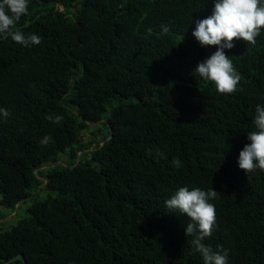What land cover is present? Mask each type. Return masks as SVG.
I'll return each mask as SVG.
<instances>
[{"label":"trees","instance_id":"obj_1","mask_svg":"<svg viewBox=\"0 0 264 264\" xmlns=\"http://www.w3.org/2000/svg\"><path fill=\"white\" fill-rule=\"evenodd\" d=\"M212 8L30 0L17 28L41 43L0 36V107L11 112L0 119V220L36 194L26 217L0 229V264H203L186 214L165 205L183 185L218 191L206 244L229 249L228 264H264V171L247 176L237 163L264 105V30L225 49L241 80L222 94L193 73L216 50L192 35ZM90 123L99 128L84 140Z\"/></svg>","mask_w":264,"mask_h":264},{"label":"clouds","instance_id":"obj_2","mask_svg":"<svg viewBox=\"0 0 264 264\" xmlns=\"http://www.w3.org/2000/svg\"><path fill=\"white\" fill-rule=\"evenodd\" d=\"M30 0H0V36H10L11 39L24 47L39 45L43 39L36 33H25L17 28L22 16L29 12ZM192 35L202 46L214 45L216 50L205 59L198 62L193 69L195 76L215 84L216 90L222 94H231L239 90L241 75L234 67L230 55L225 49H231L234 38L255 44L256 38L264 30V0H213V8L206 18L195 20ZM162 34L170 29L167 24H161ZM11 115L8 108L0 107V119ZM46 119L60 124L64 119L61 114H46ZM253 130L247 131L249 141L240 150L237 157L239 168L248 176L257 169L264 171V105L257 104L253 117ZM51 136H44L40 143L48 145ZM158 156H164L158 152ZM176 168L182 167L179 157L172 159ZM218 191L213 187L202 188L188 185L179 186L165 205L168 213L179 212L188 218L184 225L186 237H192L189 242L193 253H198L203 264H228L229 249L217 246L214 249L206 244L217 228L214 200Z\"/></svg>","mask_w":264,"mask_h":264},{"label":"rangeland","instance_id":"obj_3","mask_svg":"<svg viewBox=\"0 0 264 264\" xmlns=\"http://www.w3.org/2000/svg\"><path fill=\"white\" fill-rule=\"evenodd\" d=\"M60 9H63L62 6H60ZM90 126L92 127L91 129H88V130H85L83 131L82 133V136H83V139L86 140V139H89V138H92V137H95L93 132L97 131V128H99L98 126V123H90ZM101 132H97L98 133V136H96V138H100L102 137L103 134H105L107 132V130L101 126ZM95 145V144H94ZM65 156L62 157V159L64 158ZM50 164H47L43 167H48L50 166ZM48 191L47 190H43L41 193H39V197L40 198H43L47 195ZM36 194H33L32 196L28 197L27 198V201L26 202H20V206L19 208H16L13 212H8V215L7 217H5L4 219H2L0 222H3L2 225H0V229H8L10 228L11 225L15 224L19 219L21 218H24L28 215L26 209L28 207V205L30 204V200L31 198H33Z\"/></svg>","mask_w":264,"mask_h":264},{"label":"water","instance_id":"obj_4","mask_svg":"<svg viewBox=\"0 0 264 264\" xmlns=\"http://www.w3.org/2000/svg\"><path fill=\"white\" fill-rule=\"evenodd\" d=\"M55 165V164H54ZM1 221V220H0Z\"/></svg>","mask_w":264,"mask_h":264}]
</instances>
